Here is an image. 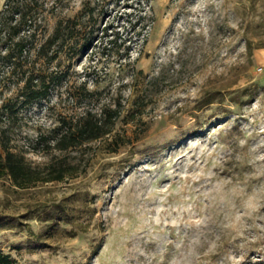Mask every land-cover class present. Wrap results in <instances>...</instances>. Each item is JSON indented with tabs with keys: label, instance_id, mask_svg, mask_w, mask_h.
Listing matches in <instances>:
<instances>
[{
	"label": "rangeland",
	"instance_id": "rangeland-1",
	"mask_svg": "<svg viewBox=\"0 0 264 264\" xmlns=\"http://www.w3.org/2000/svg\"><path fill=\"white\" fill-rule=\"evenodd\" d=\"M115 107L102 138L44 140ZM2 148L70 170L0 177L13 264H264V0H0Z\"/></svg>",
	"mask_w": 264,
	"mask_h": 264
},
{
	"label": "trees",
	"instance_id": "trees-1",
	"mask_svg": "<svg viewBox=\"0 0 264 264\" xmlns=\"http://www.w3.org/2000/svg\"><path fill=\"white\" fill-rule=\"evenodd\" d=\"M14 14H11V20H15ZM143 16L139 15L132 19H128V25L131 29H135L136 25L143 20ZM15 24V23H14ZM11 25V28H17L15 25ZM10 28V26H9ZM107 28H105V31ZM141 30H145V25H141ZM142 33V31H140ZM15 34L18 33V29L15 30ZM111 38L109 43L113 46L125 44L126 38L122 39L119 35V31H111ZM121 41V42H120ZM19 46V52L24 50L25 44L17 43ZM6 56L11 57L12 55L7 54ZM27 93L25 95V102L37 100L45 97L48 93V86L35 87L33 84L27 86ZM120 110L115 107L113 109L102 108L99 115L91 113L90 111H84L83 115L75 122L62 123L52 130V135L44 137L46 142H51L52 146L60 151H66L69 148L80 146L86 142L102 138L111 133L113 130L114 122L119 117ZM41 139L42 136H39ZM116 144L117 137L113 138ZM3 153L0 152V177L8 176L12 182L18 187H26L32 182L37 180L52 181L62 180L69 174V169L66 165L60 163H51L48 165V169L45 172L44 177H39L41 174L31 166L27 165L23 158L17 156L15 153L10 151L8 148H2ZM14 261L8 255L0 254V264H13Z\"/></svg>",
	"mask_w": 264,
	"mask_h": 264
}]
</instances>
